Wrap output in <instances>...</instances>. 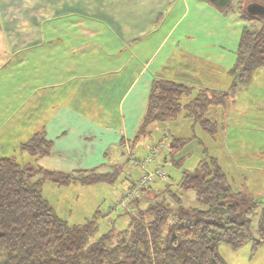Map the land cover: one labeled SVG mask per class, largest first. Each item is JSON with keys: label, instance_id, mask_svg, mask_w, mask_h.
<instances>
[{"label": "crops", "instance_id": "0c3cea01", "mask_svg": "<svg viewBox=\"0 0 264 264\" xmlns=\"http://www.w3.org/2000/svg\"><path fill=\"white\" fill-rule=\"evenodd\" d=\"M246 25L205 0H0V157L31 139L39 126L53 144L46 157L64 156L71 145L65 140L68 126L79 129V139L87 134L84 128H90L89 137L103 136L101 151L85 145L79 155L111 152L121 139L130 150L153 78L187 86L190 96L183 104L199 94L229 91V72ZM42 64L46 76L38 87L42 77L34 73ZM31 68V77L19 78ZM56 97L62 103L49 108ZM228 111L225 105L209 106L206 117L220 128ZM172 121L175 134L180 126L194 125L184 109ZM161 133L167 147L173 137L185 139ZM124 160L117 154L95 171L108 172ZM43 161L39 165L53 171ZM131 164L128 160L125 170ZM188 196L195 199L193 193Z\"/></svg>", "mask_w": 264, "mask_h": 264}, {"label": "trees", "instance_id": "16d2710c", "mask_svg": "<svg viewBox=\"0 0 264 264\" xmlns=\"http://www.w3.org/2000/svg\"><path fill=\"white\" fill-rule=\"evenodd\" d=\"M205 2L225 16L234 13L247 23L229 72V91L199 94L183 104L182 98L190 96L187 86L153 78L145 112L129 139L130 150L149 137L153 125L172 122L183 109L195 124L214 131L218 127L206 117L208 107L224 105L223 99L264 67V13L247 12L251 3L264 7V0ZM186 140L173 137L168 142L173 164L181 161L175 155ZM124 144L121 139V149ZM51 147L40 131L19 149L36 161L46 157ZM128 160L129 156L105 173L92 170L74 176L45 170L33 161L21 164L13 155L0 157V264H227L218 253L220 244L234 251L248 241L253 247L264 245V206L232 189L226 173L211 156L201 159L193 172H182L174 185L166 182L163 190L143 188L129 200L130 211L121 214L128 216L127 227L118 230L110 225L95 239L93 220L69 225L42 196L41 187L47 181L57 185L114 184ZM189 193L195 199H190ZM254 218L257 237L251 229Z\"/></svg>", "mask_w": 264, "mask_h": 264}, {"label": "rangeland", "instance_id": "374dc122", "mask_svg": "<svg viewBox=\"0 0 264 264\" xmlns=\"http://www.w3.org/2000/svg\"><path fill=\"white\" fill-rule=\"evenodd\" d=\"M44 67L43 64L36 67V73L33 72L32 68L29 72L19 73V78L31 77L33 73L41 75V81L37 82L36 86L42 87L44 85L42 79L46 76L43 74ZM240 89H242L241 93L244 92L239 99ZM240 89L230 94L228 98L223 99L226 110L229 109V114L224 119L223 127L220 126L214 131L207 132L193 121L194 125L187 128L180 126V128L176 129L177 134H175L174 130L171 129L173 121L165 122L161 125H153L155 127H151L149 137L141 140L131 150L126 151L123 148V151H115L120 148L118 143L117 147L110 148L111 152L79 155L78 152L81 146L85 145L95 144L93 150L101 151V145H103L104 141L103 136L94 135L89 137L90 128H84L83 131L84 133L87 131V134H84L85 136L79 139V129L68 126V128H65L67 132L65 140L67 142L71 141V145L69 144L68 148L64 150V156L42 157L32 161L39 165L38 161L42 159L44 160L43 165L45 167H53L52 170L54 172L55 170L56 172L60 170L68 175H84L100 168L101 164L107 163L109 159L117 154L120 160L124 156L126 158L128 152H131L136 160L144 158L148 155L145 147L149 146L150 143L159 144L162 142L164 144L165 139L161 133V129H164L166 134L180 135L187 139L180 152L175 155V158H180L181 163L179 162L177 165L170 161V164L163 165L162 168L167 174L164 181L174 185L181 177L182 172H193L201 159L211 156L218 161L220 168L226 173L232 189L242 191L252 196L255 200H260L261 205L264 206V67L254 71L249 82L243 84ZM27 94L25 92L22 95V100L25 99L24 97ZM22 100L20 99L21 102H23ZM53 102L49 108L60 105L62 97H56ZM18 103L20 102H16V104ZM162 126L165 128H162ZM39 128H37V132L42 129ZM97 133L95 131V134ZM45 138L49 140L46 137V133ZM168 140L167 138L166 141ZM73 149L76 152H72ZM166 149L167 146L165 144ZM50 152L47 156L50 155ZM4 154H6L4 156L13 155L18 161L31 159L26 151H21L19 148H11L9 151H5ZM157 158L161 161L160 156H157ZM130 166V170H125L124 168L114 184L95 183L93 185H80L75 182L69 185H57L51 181L44 182L41 187L42 196L51 204L58 217L65 220L69 225L83 224L87 220H93L97 226L94 239L107 232L110 225L118 230L125 229L128 224V216H122L121 214L126 211L123 208L115 210L114 204L118 199L123 198L124 193L129 190L127 184L130 185L136 179V169L139 172L141 170L135 164ZM164 181L156 182V185L161 187L160 190H163L161 183H164ZM255 226L256 218L252 222L251 229L253 236L257 237ZM217 250L227 264H264V245L253 247V243L248 241L234 251L224 243L220 244Z\"/></svg>", "mask_w": 264, "mask_h": 264}, {"label": "built area", "instance_id": "2783aa9c", "mask_svg": "<svg viewBox=\"0 0 264 264\" xmlns=\"http://www.w3.org/2000/svg\"><path fill=\"white\" fill-rule=\"evenodd\" d=\"M147 151V156L137 160L135 156L129 152V162L135 165L137 164L141 170L139 176L129 185V190L124 193L123 198L118 199L117 202H115V210L123 208L126 211H130V208H128L129 200L139 196L143 188L150 187L156 182H163L166 179L167 174H165L162 167L165 164L171 163L168 154L163 157L162 162L159 160L158 163V161L155 160L157 156H160L163 152H167L165 150V145L163 143L152 144L148 147Z\"/></svg>", "mask_w": 264, "mask_h": 264}, {"label": "water", "instance_id": "95a60500", "mask_svg": "<svg viewBox=\"0 0 264 264\" xmlns=\"http://www.w3.org/2000/svg\"><path fill=\"white\" fill-rule=\"evenodd\" d=\"M247 12L254 15L264 13V7L251 3L247 6Z\"/></svg>", "mask_w": 264, "mask_h": 264}]
</instances>
